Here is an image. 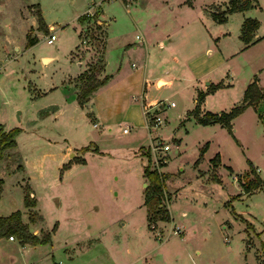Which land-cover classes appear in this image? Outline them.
I'll use <instances>...</instances> for the list:
<instances>
[{"label":"rangeland","instance_id":"374dc122","mask_svg":"<svg viewBox=\"0 0 264 264\" xmlns=\"http://www.w3.org/2000/svg\"><path fill=\"white\" fill-rule=\"evenodd\" d=\"M184 1L0 0V126L21 128L15 139L24 167L14 168L10 150L0 160V215L19 210L27 222L22 187L28 184L42 216L30 230L50 232V244L22 248L0 239V264H264V191L245 193L240 186L249 162L264 177V105L255 114L245 111L230 130L217 123L197 124L187 111L194 105L195 86L205 80L192 82L183 73L185 62L170 65L155 46L142 44L150 28L165 33L188 16ZM38 11L46 28H55L56 39L50 43L49 29L37 28ZM100 13L107 32L106 71L111 74L120 65L122 75L95 93L87 106L77 102L63 80L77 69L67 56L77 36L71 58L85 61V68L99 62L103 38L99 31L94 38L89 34L94 20H102ZM26 34L37 41L26 46ZM195 35L191 49L178 56L185 61L184 55H192L203 63L210 54ZM122 41L130 43L129 49L123 51ZM45 54L58 59L46 62L41 59ZM243 56L232 58L226 69L234 88L248 75L247 69L240 72ZM157 79L163 82L159 85ZM234 88L208 97L206 110H218ZM52 104L60 112H49ZM141 105L149 108L144 116ZM153 114L160 116L159 124ZM154 142L169 143V149L162 162L149 150L150 169L162 172L173 159L163 168L168 176L160 200L144 204L142 166L147 158L142 152ZM66 143L86 144L94 153H86V164L79 166L76 154L83 146L72 148L67 163L61 160L56 168ZM71 162L69 171L78 175L68 180L64 165ZM157 205L169 210V221L148 222Z\"/></svg>","mask_w":264,"mask_h":264},{"label":"crops","instance_id":"0c3cea01","mask_svg":"<svg viewBox=\"0 0 264 264\" xmlns=\"http://www.w3.org/2000/svg\"><path fill=\"white\" fill-rule=\"evenodd\" d=\"M184 1V0H183ZM187 4L184 5V11L188 13V16L183 19L177 21L175 26L170 29L168 32H164V30H159V32H156L154 28H150L148 33L143 34V46L144 48H147V45H150L151 47H156L157 52L160 55V59L166 60L164 62L168 64H174V65H182L185 62V65H182V69L186 70L183 71V73L191 80L192 82L198 83V79H203L204 83L200 87L198 85L195 86V92L197 93V90H202L203 92H206V87L208 84L213 83H221L222 86L214 89L212 92H207L204 95V98L202 102L200 103V109L206 110L204 107V102L208 97H212L214 95H218L222 92L224 89H229L231 87L234 88L233 83H231L228 79V73L226 69H228L229 61H231L232 58H234L237 55H244L241 63H240V72L248 70V75L244 78V80L238 85L236 88L233 89V92L230 93V97L224 95V97H227V101L221 104L216 110L212 112H218L221 110H228L232 106L239 103L240 100H242L243 97V91L247 84L255 77L257 80L258 87L264 91V12L261 7V1L257 0L256 3H253V5L245 10L242 11H233L231 13H228L226 15V19L223 22H217L215 21L212 16L210 15V11L214 10L215 8L213 5H215L216 9H223L225 4L228 2V0H185ZM183 2V3H184ZM193 2V3H192ZM264 6V5H263ZM89 9V8H88ZM87 9V11H88ZM100 19L105 20L102 16V13H100ZM246 17H253L256 18L259 21L258 27L255 29L252 37V42H250L248 45H245L243 41L239 38L240 34V26L244 18ZM156 25V24H155ZM162 27V26H159ZM163 28V27H162ZM49 31H53L55 35V28L52 24H49L48 26ZM195 34H198L200 45L202 48H204V51L207 50V53L210 54L209 58L207 60H204L203 63L201 61L197 60V58H194L192 55H184L188 59L183 61V57L178 56V52H184L189 51L194 45L195 41H197V36ZM78 35V34H77ZM106 37L107 32L105 36V47L103 52V59H104V67L102 71L99 73L98 77L103 78L105 77V82L100 85L93 93L92 95L87 99L84 104L87 106L90 105V100L93 97L95 93H98L104 86L109 84L116 78L117 76H121L122 73L120 72V65L119 67L111 74H108L106 71V59H105V51H106ZM191 37V38H188ZM193 38V39H192ZM56 39V35L54 36V39ZM139 39V38H138ZM192 39V40H190ZM234 39V40H233ZM52 40V41H53ZM123 43V51L127 50L129 48H126L130 43H127L122 41ZM77 43H78V36H77ZM76 43V44H77ZM74 45V47L76 46ZM137 44H133V48H136ZM125 46V47H124ZM69 50V53L67 54L70 61H74L77 64V69L74 73L71 75L66 76V79L63 80L64 86L72 88L75 91V88L73 86V83L71 82L72 78L76 77L82 70L85 68V61L83 60H73L70 55V51L74 49ZM253 47H256V52L254 55L247 54L250 49ZM126 48V49H125ZM215 52V53H214ZM214 53V56H213ZM183 56V55H182ZM41 59H47L46 62H49L53 59H58L57 54H45L41 56ZM189 61V62H188ZM178 63V64H177ZM182 63V64H181ZM131 65L133 66L134 63L131 62ZM143 65H147V57H145L143 61ZM144 66V67H145ZM213 73V74H212ZM135 76L132 72L131 77ZM221 76H224V78H221ZM207 77H209V81H206ZM158 78V77H157ZM133 79V78H131ZM158 84L160 85L163 81L160 79H157ZM168 79L164 80V82H167ZM207 82L208 84H205ZM200 84V83H199ZM202 84V82H201ZM63 86V87H64ZM53 88V86H50V90ZM56 88H54L55 90ZM196 93L195 97L193 98V103L195 105L196 100ZM41 94V91H40ZM38 96V95H37ZM223 97V99H224ZM159 102V101H158ZM156 102V103H158ZM241 102V101H240ZM151 104L152 107L156 104ZM171 103V102H170ZM173 103V102H172ZM150 105V106H151ZM193 105V107H194ZM264 105V97L258 101V103L255 105V107H252L250 105L246 106L238 115L233 117L230 121L231 126L235 119H237L239 116L243 115L245 111H251L252 114H255L256 111H258V108ZM151 107V108H152ZM146 109H149L148 107L143 109V105H141V110L143 116L145 115L144 112ZM53 114L60 112V109L57 105L52 104V109L49 111ZM260 116V113L258 114ZM260 118V117H259ZM195 123L196 120L192 118ZM258 119V118H257ZM199 124V123H197ZM219 124V123H217ZM97 123L95 121L92 122V126H96ZM220 125V124H219ZM221 126V125H220ZM264 126V125H263ZM223 127V126H222ZM4 129H9L8 127H4ZM109 129V128H108ZM123 132V131H122ZM127 132V131H126ZM18 135V134H17ZM16 135V136H17ZM181 137L178 138L177 142V148L180 144ZM91 142V141H90ZM89 143V142H88ZM87 143V144H88ZM86 144L80 145V146H73L69 143H66L64 146V151L61 153V159L57 161L56 168H58V165L61 160L62 164L67 163L69 157L72 155V152L70 150L72 148L78 149L82 146H85ZM17 146V143H16ZM180 151V150H179ZM92 154L93 151H79L78 154H76V157H78L77 165L83 166L86 164V160L84 155ZM102 153V152H101ZM99 153V154H101ZM179 153V152H178ZM200 155V154H199ZM173 157V156H172ZM170 157V159L167 161L165 165L161 168V171L166 173V171H163V168L167 166L168 162L171 161L173 158ZM198 157V156H197ZM194 161V160H193ZM193 163V162H192ZM198 163L193 164V168H198ZM70 164H73V162L66 164V168H64L65 178H68V180L75 178L77 176V173H71L69 171ZM75 165V164H74ZM23 166V165H22ZM256 167V171L258 172V167ZM24 170V167L21 171ZM167 174V173H166ZM259 174V173H258ZM260 175V174H259ZM168 176V174H167ZM235 178V177H234ZM264 178V177H262ZM143 184V182H142ZM32 193H34L32 191ZM33 195V194H31ZM35 196V194H34ZM36 199V196H35ZM37 203V200H36ZM141 204L143 205L142 201ZM26 209V208H25ZM183 215L185 214V211L181 212ZM73 219V218H72ZM75 220V219H74ZM25 222V221H23ZM29 229L31 222H27ZM124 224V222H122ZM33 233H38V229L32 230ZM0 239H3L5 241H11V242H17L20 247L22 248L24 245H32L28 243H21L18 240L9 239L6 236L0 237ZM47 244V243H46ZM50 244V241L48 242ZM70 259V258H69Z\"/></svg>","mask_w":264,"mask_h":264},{"label":"trees","instance_id":"16d2710c","mask_svg":"<svg viewBox=\"0 0 264 264\" xmlns=\"http://www.w3.org/2000/svg\"><path fill=\"white\" fill-rule=\"evenodd\" d=\"M257 0H228L225 4L223 9H214L210 11V15L212 18L217 22H223L226 19V15L233 11H242L245 10L256 3ZM87 16H90L88 13H85ZM37 21L38 25L37 28L47 32L46 25L42 20L40 13L38 11ZM83 15V14H82ZM82 15L78 17L79 20L82 19ZM92 16V15H91ZM104 20L100 22L95 19L94 20V30H92L89 34L90 38H94V31H99L98 33L103 38L100 41V58L99 62H89L86 63V68L82 70L75 78L74 82L78 83V86L75 87L76 93V100L79 104H84L87 99L92 95V93L105 82V77L99 78L98 75L102 71L104 67V59H103V52L105 47V36L106 30L104 28ZM259 21L253 17H246L243 19L241 26H240V34L239 38L243 41L245 45H248L252 42V37L255 29L258 27ZM37 41V38L30 37L26 34V46H30ZM93 63V64H92ZM92 64V65H91ZM257 80L254 77L245 87L243 91V97L240 103L232 106L228 110H221L218 112H212L209 110H201L200 103L202 102L204 95L207 92H212L214 89L221 87L222 84L210 83L206 87V92L202 90H197L196 93V100L195 105L192 109L187 111V115L192 116L197 123L205 125L209 123H219L221 126L230 130L231 128V119L238 115L246 106L250 105L255 107L260 99L264 97V91H262L258 85ZM21 128L18 126L11 127L9 129H4L0 126V160H3L5 157L8 158L9 150L12 151V155H14V159L12 163H15L14 168L16 170H22L23 166L20 163V155L17 150L16 146V135L20 132ZM82 151L87 150V146H83L81 148ZM95 152H99L96 148L94 149ZM202 151V149L200 150ZM143 155L147 158V163L142 166V173L146 179V186L144 187V204H147L151 200L160 199V194L164 189L165 186V178L167 176L166 173L160 172L157 169H150L148 161L150 159L149 149H146L142 152ZM201 153V152H200ZM217 159L214 157L212 161H216ZM216 165V162H214ZM66 166V165H64ZM63 166V167H64ZM245 172H243V176L245 179H242L240 186L242 191L245 193H251V191L255 188H261L264 191V178H261L257 173L254 165L249 162V166ZM249 172L252 174L251 178H247ZM23 188V204L28 212V222L34 223L37 219L41 220L42 216L37 212L36 209V199L31 195V188L28 184H26ZM2 190V178L0 177V193ZM239 194H235L232 198L237 197ZM167 208L163 207L160 208L159 205L155 207L152 212V216H149L148 222L150 220H163L169 221L170 214ZM151 218V219H150ZM15 235L17 240L21 243H28V244H45L50 241V232L46 231L43 232L41 235L33 233L28 226V223L23 222L21 220L20 211L13 210L7 215H0V237ZM264 252V249H263ZM58 264V263H54Z\"/></svg>","mask_w":264,"mask_h":264},{"label":"built area","instance_id":"2783aa9c","mask_svg":"<svg viewBox=\"0 0 264 264\" xmlns=\"http://www.w3.org/2000/svg\"><path fill=\"white\" fill-rule=\"evenodd\" d=\"M89 13H91V12H89ZM54 36H55L54 35V32L51 31L46 36V42L47 43L51 42L54 39ZM136 37H138V36H136ZM172 104L173 103L171 102L170 105H172ZM144 113H146V111ZM153 119L156 122L155 124H159L161 122V118H160V116L158 114H153ZM122 131L123 132H126V131H128V128L127 127H124V128H122ZM168 144L169 143L154 142V143H151L148 147H149L150 152H152L151 154L156 155L157 156V159H160V161L162 162V161H165V159L163 158V155L165 153L164 151H167L169 149ZM157 154H159V155H157ZM154 169H156V168H154ZM174 232L177 233L176 230H174ZM8 238L9 239H13V236L12 235H9Z\"/></svg>","mask_w":264,"mask_h":264},{"label":"water","instance_id":"95a60500","mask_svg":"<svg viewBox=\"0 0 264 264\" xmlns=\"http://www.w3.org/2000/svg\"><path fill=\"white\" fill-rule=\"evenodd\" d=\"M205 84H208L207 82H205Z\"/></svg>","mask_w":264,"mask_h":264},{"label":"bare ground","instance_id":"6f19581e","mask_svg":"<svg viewBox=\"0 0 264 264\" xmlns=\"http://www.w3.org/2000/svg\"><path fill=\"white\" fill-rule=\"evenodd\" d=\"M50 43V42H49Z\"/></svg>","mask_w":264,"mask_h":264}]
</instances>
